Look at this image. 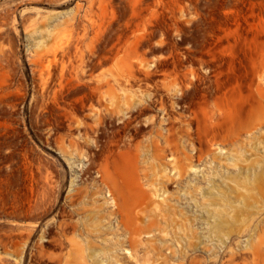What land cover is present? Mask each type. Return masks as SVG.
<instances>
[{
    "label": "rangeland",
    "instance_id": "374dc122",
    "mask_svg": "<svg viewBox=\"0 0 264 264\" xmlns=\"http://www.w3.org/2000/svg\"><path fill=\"white\" fill-rule=\"evenodd\" d=\"M258 75L264 0H0V264H264Z\"/></svg>",
    "mask_w": 264,
    "mask_h": 264
},
{
    "label": "bare ground",
    "instance_id": "6f19581e",
    "mask_svg": "<svg viewBox=\"0 0 264 264\" xmlns=\"http://www.w3.org/2000/svg\"><path fill=\"white\" fill-rule=\"evenodd\" d=\"M189 76L191 77H195V73L191 72L189 74ZM258 82L256 85H253V90L255 92V96L264 99V77L261 75H258ZM179 99H182V94H180ZM179 110V111H178ZM177 110V116H178V123H179V129H181V124H182V114L180 109ZM219 110H213L212 111V116L208 117V121L210 123H212L214 120H216L217 118H220L221 114H218ZM116 115H118V112L115 113ZM130 120V119H129ZM151 122V121H150ZM152 125V124H151ZM214 127V125H209V128ZM180 131V130H179ZM86 143V142H84ZM207 144L209 147H215L216 146V142L214 140H209L207 141ZM119 156H124L125 153H119ZM193 158L194 156H190L188 158H184L185 161V165L187 167V169L192 170L194 168L193 165ZM197 159L200 158V156L196 157ZM210 160L215 164L218 163V156L217 157H211L209 156ZM217 161V162H216ZM188 162V163H187ZM120 168L124 174L130 172L131 170L135 173L136 168H129L127 166H120L118 167ZM117 169V168H116ZM97 176L99 178H101L104 182H103V186L105 189V193H104V203L106 205H108V207L110 208V210H108L105 213H101V208L103 207V203H99L98 200H93V204L95 206L96 212L102 214V216L104 218H106V220H110V216H113L114 214H116V210H118L117 207V203L115 200V193H122V186L120 184L119 181H117L118 177H116L115 179L113 178H107L108 175H106V171H101L97 173ZM135 185H131L128 186L126 188L128 193L131 194H144V190H143V186L140 185L139 182L134 183ZM83 191L88 192V190L86 188L83 189ZM102 192V190L99 189H95L94 193L95 194H100ZM71 228L73 231H75L73 233V235H71V237L69 238H65L64 241L66 242V247L67 250L65 252V254L61 257L55 258L52 263L53 264H121L118 263L117 260H112L110 262H108V258L105 257H101V252L104 253L105 252L102 249H98L95 247H91V248H87V252L85 250H83V248L81 247V241L79 239V237L81 238V234L77 233V229L76 226L74 224L71 225ZM29 235L33 236V237H37V230L35 228H33ZM139 236V235H137ZM39 239H43L44 235H39L38 236ZM88 241V239H86ZM122 251H129L128 248H121ZM22 253L23 252H18V254L16 255V264H24V260L22 257ZM173 253V251L171 252ZM129 255L131 256L132 259H134V256L132 255V253H129ZM166 257L163 258V260H165ZM137 263V262H135Z\"/></svg>",
    "mask_w": 264,
    "mask_h": 264
}]
</instances>
